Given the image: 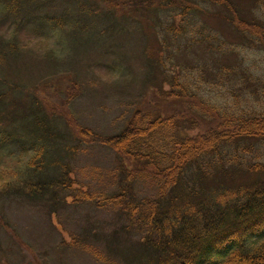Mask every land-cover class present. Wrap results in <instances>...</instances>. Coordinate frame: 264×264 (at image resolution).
Segmentation results:
<instances>
[{
    "label": "rangeland",
    "instance_id": "rangeland-1",
    "mask_svg": "<svg viewBox=\"0 0 264 264\" xmlns=\"http://www.w3.org/2000/svg\"><path fill=\"white\" fill-rule=\"evenodd\" d=\"M86 1L89 11L69 0H0V140L9 136L0 145V264H153L140 245L144 225H127L119 207L104 200L120 193L123 181L129 185L116 153L83 141L77 130L110 138L137 110L188 114L186 99L162 97L174 80L189 84L200 97L190 102L202 110L231 107L233 93L242 107L258 95L249 88L251 76L264 75V48L250 33L260 35L264 15L253 0H158L174 2L169 11L198 9L177 28L164 7L108 10L102 0ZM229 12L245 21L244 33L224 20ZM29 112L53 124L60 147L50 153L75 182L72 189L61 182L52 198H41V179L57 168L41 176V143L22 128ZM131 192L137 200L155 197L146 181Z\"/></svg>",
    "mask_w": 264,
    "mask_h": 264
},
{
    "label": "trees",
    "instance_id": "trees-1",
    "mask_svg": "<svg viewBox=\"0 0 264 264\" xmlns=\"http://www.w3.org/2000/svg\"><path fill=\"white\" fill-rule=\"evenodd\" d=\"M69 1L89 11L84 7L86 0L85 3ZM102 1L108 10L155 11L164 7L158 0ZM253 1L264 15V0ZM199 2L220 3L217 0H193L195 5ZM171 5L174 6V2L164 10L171 16L175 14L172 17L176 28L190 15L189 12L192 15L198 12L192 5L185 4L169 11ZM228 15L224 20L244 33L246 28L242 30L241 27H245V21L239 22L233 12ZM169 31L174 36L179 33L171 28ZM263 35L264 29L260 35L250 33L264 48ZM212 36L211 40L216 39L215 34ZM208 47L213 49L209 44ZM214 77L224 83V76ZM251 79L250 94L258 95L253 102L247 100L244 107L233 91L231 107L210 104L202 110L191 104L192 100L199 103L200 97L189 84L174 80L162 97L186 99L190 104L188 114L174 112L163 117L158 112L137 110L121 133L110 138L77 130V136L83 141L106 145L116 153L117 171L126 175L129 185L124 188L123 181L120 193L104 200L119 207L127 225L136 221L144 225L139 229L145 233L140 245L155 259L151 263L264 264V75H254ZM193 114H200V117ZM29 115L33 118L25 121L23 117L22 128L32 141L37 139L41 143V176L46 170L57 168L56 176L41 179V198L47 193L53 194L52 198L61 182L70 189L75 182L69 178L67 167L54 162L58 159L52 150L56 151L60 144L53 124L47 122L45 116L34 112ZM200 125L205 126L203 131L188 134ZM8 141L9 136L4 135L0 145L4 146ZM138 180L153 184L154 199L137 200L130 193Z\"/></svg>",
    "mask_w": 264,
    "mask_h": 264
}]
</instances>
